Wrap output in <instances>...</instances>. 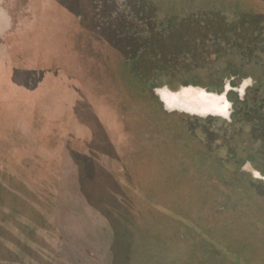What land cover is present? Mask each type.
<instances>
[{
	"label": "rangeland",
	"instance_id": "obj_1",
	"mask_svg": "<svg viewBox=\"0 0 264 264\" xmlns=\"http://www.w3.org/2000/svg\"><path fill=\"white\" fill-rule=\"evenodd\" d=\"M51 28L62 62L14 82L58 73L65 105L48 137L15 131L23 150L0 153V264H264V183L239 172L264 168V0H0L17 62ZM230 67L256 81L229 93L231 125L151 93L218 92Z\"/></svg>",
	"mask_w": 264,
	"mask_h": 264
},
{
	"label": "crops",
	"instance_id": "obj_2",
	"mask_svg": "<svg viewBox=\"0 0 264 264\" xmlns=\"http://www.w3.org/2000/svg\"><path fill=\"white\" fill-rule=\"evenodd\" d=\"M54 32L53 28L49 29L45 40L28 39L33 50L23 62H17L7 48L0 52V153L10 152V147L15 145L18 150H23L18 144L24 141H18L15 131L25 135L27 129L35 125V134L48 137L49 132H52L48 123L55 121L63 112L67 93L64 91L62 75L46 73L39 87L34 90H27L14 82L17 75L31 78L40 63L62 62V51L59 52L60 45L56 44L58 41L49 39ZM40 42L42 49L37 50ZM42 119L45 124L40 125Z\"/></svg>",
	"mask_w": 264,
	"mask_h": 264
},
{
	"label": "clouds",
	"instance_id": "obj_3",
	"mask_svg": "<svg viewBox=\"0 0 264 264\" xmlns=\"http://www.w3.org/2000/svg\"><path fill=\"white\" fill-rule=\"evenodd\" d=\"M235 79V76H226L222 90L218 92L193 84H179L173 88L167 82L161 81L152 86L151 93L166 113L185 114L200 120L212 117L215 123L222 121L224 125H231L235 107L229 93H235V98L243 102L248 90L256 83L251 74L241 77L238 83H233ZM239 172L252 183H264V168L259 166L258 160H243L239 165Z\"/></svg>",
	"mask_w": 264,
	"mask_h": 264
},
{
	"label": "trees",
	"instance_id": "obj_4",
	"mask_svg": "<svg viewBox=\"0 0 264 264\" xmlns=\"http://www.w3.org/2000/svg\"><path fill=\"white\" fill-rule=\"evenodd\" d=\"M228 32H229V34H228ZM230 32H231V30H227L225 33H224V32L222 33V34L225 36L227 42H230V40H232V37H233V36H232V33L230 34ZM225 34H226V35H225ZM223 38H224V37H223ZM225 38H224V39H225ZM227 47H228V49H231V47H232L231 43H227ZM137 72H138V71H137V70L135 69V67H134V74H136L137 78H139L142 82L149 83L146 79H142V78L138 75ZM228 76L239 77L240 75H239V73L233 71V69L230 67V68H229Z\"/></svg>",
	"mask_w": 264,
	"mask_h": 264
},
{
	"label": "flooded vegetation",
	"instance_id": "obj_5",
	"mask_svg": "<svg viewBox=\"0 0 264 264\" xmlns=\"http://www.w3.org/2000/svg\"><path fill=\"white\" fill-rule=\"evenodd\" d=\"M236 78H237V77H236ZM235 80H236V79H235ZM235 80H234V81H235ZM234 81H233V82H234Z\"/></svg>",
	"mask_w": 264,
	"mask_h": 264
}]
</instances>
